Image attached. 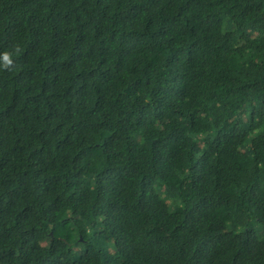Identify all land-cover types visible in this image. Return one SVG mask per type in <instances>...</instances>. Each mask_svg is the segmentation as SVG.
<instances>
[{"label":"trees","instance_id":"1","mask_svg":"<svg viewBox=\"0 0 264 264\" xmlns=\"http://www.w3.org/2000/svg\"><path fill=\"white\" fill-rule=\"evenodd\" d=\"M0 264H264V0H0Z\"/></svg>","mask_w":264,"mask_h":264}]
</instances>
